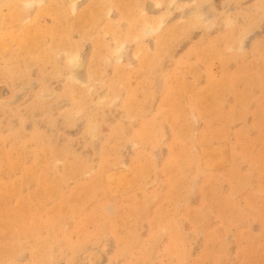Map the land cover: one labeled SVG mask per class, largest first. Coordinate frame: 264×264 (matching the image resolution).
<instances>
[{"label": "rangeland", "instance_id": "obj_1", "mask_svg": "<svg viewBox=\"0 0 264 264\" xmlns=\"http://www.w3.org/2000/svg\"><path fill=\"white\" fill-rule=\"evenodd\" d=\"M0 264H264V0H0Z\"/></svg>", "mask_w": 264, "mask_h": 264}, {"label": "bare ground", "instance_id": "obj_2", "mask_svg": "<svg viewBox=\"0 0 264 264\" xmlns=\"http://www.w3.org/2000/svg\"><path fill=\"white\" fill-rule=\"evenodd\" d=\"M71 64H72V65H74V64H75V61H74V60H72Z\"/></svg>", "mask_w": 264, "mask_h": 264}]
</instances>
